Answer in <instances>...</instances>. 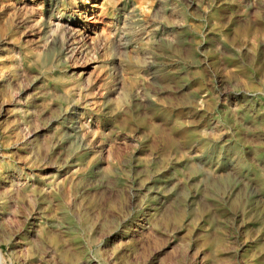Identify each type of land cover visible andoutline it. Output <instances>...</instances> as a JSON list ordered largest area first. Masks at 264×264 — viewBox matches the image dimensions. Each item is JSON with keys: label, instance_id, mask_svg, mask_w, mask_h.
Returning a JSON list of instances; mask_svg holds the SVG:
<instances>
[{"label": "rangeland", "instance_id": "obj_1", "mask_svg": "<svg viewBox=\"0 0 264 264\" xmlns=\"http://www.w3.org/2000/svg\"><path fill=\"white\" fill-rule=\"evenodd\" d=\"M0 259L264 264V0H0Z\"/></svg>", "mask_w": 264, "mask_h": 264}, {"label": "bare ground", "instance_id": "obj_2", "mask_svg": "<svg viewBox=\"0 0 264 264\" xmlns=\"http://www.w3.org/2000/svg\"><path fill=\"white\" fill-rule=\"evenodd\" d=\"M19 4V3H18ZM18 7V6H17ZM20 8V7H19ZM22 10V9H21ZM88 28V27H87ZM91 29V28H90ZM92 30V29H91ZM89 31V30H88ZM101 31H103V34H104V36H106L107 35V28L106 27H103V29L101 30ZM100 31V32H101ZM102 33V32H101ZM91 34V33H90ZM90 34H86V37L87 38H89L90 37ZM101 35V34H100ZM92 36V35H91ZM84 37V36H83ZM94 37V36H93ZM89 40V39H88ZM81 51V50H80ZM73 53H75V52H73ZM79 53V52H78ZM83 52H81V54H82ZM82 56V55H81ZM83 57V56H82ZM75 58H76V56H75ZM86 58V57H85ZM82 61V60H81ZM89 64V63H88ZM90 65V64H89ZM38 132V131H37ZM9 168V167H8ZM29 173V172H28ZM5 174V173H4ZM11 174V173H10ZM8 175V174H7ZM15 175V174H14ZM33 175V174H32ZM24 176V175H23ZM29 176V175H28ZM11 178V177H10ZM18 180V179H17ZM28 180V179H27ZM9 181V180H8ZM3 182V181H2ZM6 182V181H5ZM10 182V181H9ZM28 183V182H27ZM6 184V183H5ZM30 184V183H29ZM16 186V185H15ZM21 186V185H20ZM24 187V186H23ZM14 188V187H13ZM15 190V189H14ZM7 191V190H6ZM11 193V192H10ZM29 193V192H28ZM0 264H2V261H1V259H0Z\"/></svg>", "mask_w": 264, "mask_h": 264}]
</instances>
